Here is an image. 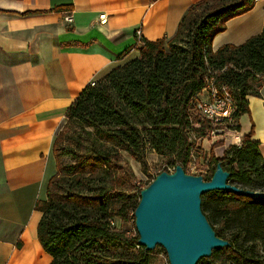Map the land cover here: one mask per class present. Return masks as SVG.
Listing matches in <instances>:
<instances>
[{"label": "trees", "instance_id": "1", "mask_svg": "<svg viewBox=\"0 0 264 264\" xmlns=\"http://www.w3.org/2000/svg\"><path fill=\"white\" fill-rule=\"evenodd\" d=\"M255 3L256 0H196L184 13L174 35L155 40L142 37L141 44H137L139 56L117 65L80 92L67 109L66 122L54 141L58 164L49 180L47 197L36 203L42 211L38 235L52 257L49 264L150 263L153 249L147 250L139 243V232L132 236L118 228L113 218L136 219L135 210L144 188L139 185L136 192L123 190L115 194L109 184L98 186L94 175L102 168L119 164L123 150L138 157L145 169L148 150L153 149L166 154L170 165L181 163L186 170L196 145L193 136L211 134L215 128L196 106L198 95L211 83L231 88L236 101V122L231 126L242 130L240 117L251 113L249 97L262 95L264 86V29L241 44L227 42L215 49L212 43L214 36L226 29L230 17L250 10ZM62 7L66 6L58 9ZM78 128L88 142L78 139L76 146L64 144L67 130L77 132ZM254 134L252 126L244 133L242 144L231 143L223 155L212 153L216 166L210 176L203 177L210 180L221 161L232 171L231 181L251 189L263 187L262 142ZM68 155L71 161L64 160ZM114 194L123 202L117 209L113 208ZM202 199L203 210H208L217 234L230 240V245L215 248L209 255L212 263L219 264L230 257L233 264H254L253 260H257L249 258L245 250L249 240L260 239L264 249V196L218 188L205 191ZM226 199L243 201L249 211L245 226L238 232L245 233L242 241L237 236L225 237L223 225L233 220V213L223 211L220 205ZM258 208L261 217L253 218V210ZM124 245L137 249V255L129 258L114 253V247Z\"/></svg>", "mask_w": 264, "mask_h": 264}, {"label": "crops", "instance_id": "2", "mask_svg": "<svg viewBox=\"0 0 264 264\" xmlns=\"http://www.w3.org/2000/svg\"><path fill=\"white\" fill-rule=\"evenodd\" d=\"M195 1L0 0V264L52 261L39 239L36 203L57 170L53 145L67 109L91 80L139 56L142 37L174 35ZM263 29L264 0H256L227 20L212 45L241 44ZM261 91L249 97L251 113L240 123L242 135L254 126L264 155Z\"/></svg>", "mask_w": 264, "mask_h": 264}, {"label": "water", "instance_id": "3", "mask_svg": "<svg viewBox=\"0 0 264 264\" xmlns=\"http://www.w3.org/2000/svg\"><path fill=\"white\" fill-rule=\"evenodd\" d=\"M215 171L209 180L186 172L178 163L173 172L164 169L142 189L135 210L139 243L147 250L162 245L170 264H197L202 257L213 255L215 248L230 245V240L217 234L204 212L202 195L220 188L264 196V190L231 181L232 171L221 161Z\"/></svg>", "mask_w": 264, "mask_h": 264}, {"label": "rangeland", "instance_id": "4", "mask_svg": "<svg viewBox=\"0 0 264 264\" xmlns=\"http://www.w3.org/2000/svg\"><path fill=\"white\" fill-rule=\"evenodd\" d=\"M242 122L243 129H249V117L245 116ZM72 133L76 135L74 136L75 139H73V141L72 138L74 137L71 135ZM69 137L71 139V142ZM78 139H82L86 143L88 142L81 128H78L77 132L67 130V132L65 133V137L63 138V143H72L76 146ZM193 140L196 145L191 156L192 159H190V161L185 165L186 171L189 173H194L195 175L210 176L213 173V168L216 166V163L212 162V153L216 154V156L223 155L225 149L229 147V145H231V140L229 142H226L225 140H221V138H217L212 134H207L200 137L193 136ZM147 159L148 167L145 169L138 157L133 156L129 152L123 150L122 159L119 164H115L114 167L111 166L102 168V170H100L101 173L97 172L94 175L96 183H98V186L100 184H109L110 190L115 192V194L116 192H122L123 190L127 192H136V190L139 189V185L145 188L164 169L170 170V168H173V166L169 164L170 159L168 156H166V154H160L153 149L148 150ZM64 160L71 161L72 158L70 157V155H68L64 157ZM256 189H264V186ZM115 194L113 197V208L117 209L123 202L120 198H118L119 196H115ZM220 203L221 207H223V211L229 210V212L233 213L232 222H227V224L225 223L223 225L226 232L225 237L233 239L234 236H237L242 241L245 233L239 234L238 232H240L241 229H243V227L245 226L244 221L247 219V212H249L248 209H245V203L238 199L221 200ZM253 211H255V213H253V218L261 217V211L259 208L254 209ZM206 212L208 213V210ZM113 218L115 220V225L118 228L127 230L132 234V236L137 235L139 229H137L135 225V219L133 217L124 218L121 216H116ZM262 219H264V215L262 216ZM215 225L217 227H220L219 223ZM246 245L247 247L245 253L248 254L247 256L249 258L254 257L257 260H253V263L264 264L263 241H261V239L254 241L249 240ZM113 251L114 253H122L123 256L125 255L129 258L135 257L137 255V249L129 245H124V247L116 246L113 248ZM151 257L152 258L149 264H170V256L166 248H164L162 245H157V247L153 248ZM197 264L213 263L212 259L207 256L202 257L199 262H197ZM219 264H233V262L231 258L228 257L221 261V263Z\"/></svg>", "mask_w": 264, "mask_h": 264}, {"label": "built area", "instance_id": "5", "mask_svg": "<svg viewBox=\"0 0 264 264\" xmlns=\"http://www.w3.org/2000/svg\"><path fill=\"white\" fill-rule=\"evenodd\" d=\"M106 14V12L101 13L100 18L105 19ZM67 19L72 20L71 13H68ZM137 34L141 36V28L137 29ZM96 82V79L91 80L92 84H96ZM196 103L201 114L213 121L215 128L211 131L212 135L226 142L231 140L230 143L242 144L243 135L241 130L231 126V123L236 122L235 115H233L236 101L229 86L219 87V85L211 83L209 87L201 91ZM175 169L176 166H173L168 171L173 172Z\"/></svg>", "mask_w": 264, "mask_h": 264}]
</instances>
